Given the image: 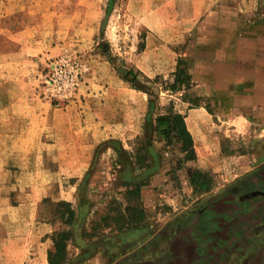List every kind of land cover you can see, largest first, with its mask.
Returning a JSON list of instances; mask_svg holds the SVG:
<instances>
[{"label":"rangeland","instance_id":"obj_1","mask_svg":"<svg viewBox=\"0 0 264 264\" xmlns=\"http://www.w3.org/2000/svg\"><path fill=\"white\" fill-rule=\"evenodd\" d=\"M171 1L170 6L166 0H0V54L4 57V54L14 50L22 53V57L17 56V59L12 60L15 63V72H29L35 80L37 78L36 89L41 97L45 98L43 77L47 66L56 58L65 56L78 63L76 69L78 81L70 92L71 98L64 104L59 102L58 105L57 101L49 100L53 106L64 107L76 100L81 103L89 93L96 95L95 104L103 107L96 113V121L105 120V115L111 119L110 121L121 123L122 127L125 126L126 118H134L135 126L139 121V134L120 141L115 138L107 139L109 141L107 144L104 142V145L110 148L107 153L112 162V157L116 162L111 166V162L108 164L110 157L101 156L103 158L100 160L104 161V165L108 164L106 167H109V170L108 172L99 170L95 176L93 175L98 178L100 188L93 176H83L77 184L79 192L82 189L79 202L73 205L77 240L67 243V260L64 264H125L124 255L127 256L129 252L134 251L137 248L135 244L142 242L140 239L131 244L113 233L112 241L121 242L123 250L128 249V252L118 257L113 254L112 262L108 249L105 248L103 251L96 246L94 250L88 251L81 245L91 239L97 240L95 237L98 233L110 232V222L100 221V217L105 213L111 215L121 212L126 205L134 203L141 205L145 213L143 224L146 227L143 236L147 238L162 231L168 221L193 208L198 201L210 199L220 189L235 182L236 188H240L243 184L250 185L251 188L253 185L256 190L262 187L261 192H257L249 202L251 207L249 213H238L230 221L220 223L219 230L208 233L214 238L213 242L203 245L204 241L189 239L183 242L176 238L168 246L169 250L174 251L172 259L162 262L165 255L160 259L155 256H144L139 262L141 264H234L233 261L238 256L234 251L235 247L249 246L246 240L250 226L256 219L253 216L255 213L261 214V211L257 213L256 209L264 210L263 170L257 172L256 176L242 177L264 162V156L256 159L253 158L254 153H252L256 146L255 142L260 136L252 133L249 128L245 130L244 124L247 120L239 119L235 131L232 130L234 125L231 124V120L220 117V54H217V48L220 47V21L213 19L220 14V6L210 7L215 12L210 17L213 20L208 22L206 30H202L203 17L198 21H182L189 0ZM104 16L106 19L102 24ZM169 24L173 26L168 27ZM202 31L209 34L208 42L190 44L191 35H200ZM147 34L151 36L147 38ZM165 36L175 39L168 43L164 39ZM104 43L105 46H102ZM52 47L59 49L58 52L51 56L47 55ZM177 58L184 62L188 74V63L196 65L201 72L198 71L195 78L189 74L190 77L179 90L170 92L164 89L165 82L170 79V73L175 66L173 62H176ZM129 67L139 72L137 80L142 83L141 85L152 87V91L158 94L159 125L164 121L165 111L170 104L173 111L184 116L185 125L193 135L199 153V156H196L195 152L193 163L182 162L176 172L177 183L170 181L165 172L182 154L175 146L161 153L159 169L144 183L142 182L141 189L154 187L161 195L168 193V199L159 197L147 203L141 192L138 197H126L123 194L124 189L132 188L134 184L117 179L123 163L110 142L117 141L116 146L124 151V155L131 162L134 161V155L140 146H143L144 151L146 150L142 124L147 112V102L144 108H140L141 95L133 91L135 89L120 76V71ZM138 67L144 69L146 74ZM144 77L150 80L156 78L154 86L146 82ZM118 89L124 91L118 92ZM141 94L147 101L146 94L143 92ZM106 100L108 103H105ZM206 109H209L210 113ZM130 123L132 124V119ZM192 126L195 127L194 131ZM152 145L158 151L160 143L155 140ZM192 167L208 173L211 177L212 184L209 191H193L187 185L186 178ZM134 173L138 175L139 170L134 169ZM239 177L242 178L235 181ZM88 182H93L94 186H88ZM104 186L106 188H103ZM1 201L2 199L0 205L3 204ZM54 203L49 201L42 203L38 219L54 220L58 222L56 225L59 229H73V224L64 225L60 219L53 217ZM230 210L227 206L209 208L205 213L206 216L201 219L203 220L201 230L211 227L215 214L220 213V217L227 220L226 216L230 214ZM197 219L201 221L199 217H193L191 221ZM191 227L185 226L184 232H189L193 229ZM236 230H241L243 235L237 241L233 234ZM84 232H90L92 236L85 237ZM204 237L202 233L201 240ZM0 240H2L1 229ZM216 241H225L226 247L232 241L234 244L226 249L223 246L216 247L214 245ZM165 247L164 244L161 246V248ZM263 258L264 252H261L249 264H263Z\"/></svg>","mask_w":264,"mask_h":264},{"label":"crops","instance_id":"obj_2","mask_svg":"<svg viewBox=\"0 0 264 264\" xmlns=\"http://www.w3.org/2000/svg\"><path fill=\"white\" fill-rule=\"evenodd\" d=\"M166 3L171 6L172 1ZM212 6H220V14L213 18L220 21V117L231 120L235 131L239 119L247 120L245 130L260 136L252 152L253 158L260 159L264 156V0H189L182 21L203 17L202 30H206L213 20ZM208 38L202 31L191 35L190 44H203ZM164 39L169 43L175 38ZM49 50L47 55L51 56L59 49ZM17 56L22 57V53L0 54V264H46L48 236L59 228L54 220L38 219L42 203L66 201L73 207L82 195L77 185L81 177L95 176L99 170L108 172L109 162L115 165L104 142L139 134L140 126L139 121L135 126L134 118L124 120L126 127L106 115L105 120L96 121V113L103 107L95 104L96 95L89 93L81 103L76 100L64 107L53 106L39 95L37 78L29 72H15L12 60ZM187 67L194 78L201 72L194 64ZM133 91L141 95L140 108H144L146 98L141 91ZM106 155L110 161L104 165L100 158ZM141 196L147 203L169 198L168 193L161 195L154 187L141 189Z\"/></svg>","mask_w":264,"mask_h":264},{"label":"trees","instance_id":"obj_3","mask_svg":"<svg viewBox=\"0 0 264 264\" xmlns=\"http://www.w3.org/2000/svg\"><path fill=\"white\" fill-rule=\"evenodd\" d=\"M105 44L106 43L102 44V46H105ZM97 46H99V44ZM141 47L142 46L140 45V48ZM104 48L102 49L103 51L105 50ZM137 73H139L137 70L133 69V67H129L122 69L120 71V76L123 81L130 85L131 88L141 91L147 96V112L142 124L144 149L146 150L144 151L142 149L143 146H140L137 153L134 155V161L131 162L124 155V151L116 146L118 144L117 141L110 142L112 148L116 150V154L120 156L123 163L121 170L117 174V179L121 182L134 184V187H126V189H124L123 194L126 197H138L140 195L141 185H143L149 176L157 172L161 165V153L166 149L175 146L178 148L179 153L182 154V156L178 157L174 164L172 166L170 165L165 172V174L169 176V180L172 182H178L176 172L180 169L183 161L189 163L195 161L192 137L185 125L184 116L173 111L169 104L165 111V119L162 121L161 125H159L160 119L157 113V109L159 108L158 94L152 91V87L141 85L142 83L137 80ZM188 77H190V75L187 73L184 62L177 58L174 70L170 73V79L165 82L164 89L170 92H175L186 83ZM144 80L151 83V86H154V83L156 82V78L150 80L147 77H144ZM206 111L209 112V109H206ZM156 136H158L157 139ZM155 140L160 143L158 151L152 145ZM134 169L139 170L138 175H135ZM261 170L264 172V162L246 172L242 177L251 175L256 176L257 172L259 173ZM242 177L237 178L235 181L240 180ZM186 181L187 185L190 186L193 191L197 192L209 191L212 184L211 177L208 173L201 172L194 167H192ZM234 187L235 182H232L220 189L216 194L211 196L210 199L206 201H198L193 208L178 214L176 217L168 221L164 225L162 231L147 238L143 236L144 232H146V227L143 224L145 217L144 209L137 203L126 205L121 212L118 211L111 215L105 213L100 217V221H104L105 223L108 221L110 222L109 233H98L95 237L97 240L93 241L91 239L88 243H81V245L88 251L94 250L96 246H99L103 251H105V248L108 249L109 258L112 262L114 261L113 254H116L115 257H118L128 252V249L123 250L124 248L121 242L112 241L114 233L117 237L126 239L131 244L135 240L138 241L140 239L142 241L135 244L137 248L134 251L129 252L127 256L124 255L123 262L125 264L139 263L144 256H155L160 259L164 258L165 255V258L161 260L162 262L166 259H172L174 251L169 250L168 246L174 239L177 238L183 242H187L189 239L197 242L204 241L202 243L203 245H206L214 240V238L208 233L217 229L219 230L220 223L230 221L238 213H249V210L251 209L249 202L252 201L257 192H261L262 187H259L257 190L255 189V186L252 185L251 188L250 185L246 184H243L240 188ZM221 206H227L231 209L230 214L226 216L227 220L220 217V213L215 214L213 218L209 217L212 218L211 227H206L205 230L202 231L203 220L201 219L206 216L205 213L207 210L209 208ZM256 210L258 211L257 213L261 211V214L259 213V215L255 213L253 216L256 219L254 220V224L250 226L249 236L246 240L247 243H249V246L242 247V245H239L235 247L234 251L238 256L233 261L234 264H249L256 255L264 252V210ZM250 215L251 214H249V216ZM53 217L60 219V222L64 225L73 224V229H58L48 236L50 239V247L46 250V264H64L67 260V243L74 239L77 240L75 211L69 202L57 201L54 203ZM193 217H199L201 221H199V219H197V221H191ZM257 217L259 219H257ZM187 225L190 227L192 226L193 229L189 232H184V227ZM202 233L205 235L203 240H201ZM233 234L236 236V241L243 237L241 230H236ZM83 235L90 238L92 233L84 232ZM163 244L166 246L165 248H161ZM233 244L234 242L232 241L228 244V247H226L225 241H216L214 245L216 247L223 246V248L226 247V249H228L229 247H232ZM140 254L142 256H140ZM260 260H262V258H260Z\"/></svg>","mask_w":264,"mask_h":264},{"label":"built area","instance_id":"obj_4","mask_svg":"<svg viewBox=\"0 0 264 264\" xmlns=\"http://www.w3.org/2000/svg\"><path fill=\"white\" fill-rule=\"evenodd\" d=\"M77 62L65 56H60L49 63L43 77L45 98L52 101L66 103L70 92L77 84Z\"/></svg>","mask_w":264,"mask_h":264},{"label":"water","instance_id":"obj_5","mask_svg":"<svg viewBox=\"0 0 264 264\" xmlns=\"http://www.w3.org/2000/svg\"><path fill=\"white\" fill-rule=\"evenodd\" d=\"M105 19H106V16L103 17L102 24H104Z\"/></svg>","mask_w":264,"mask_h":264}]
</instances>
